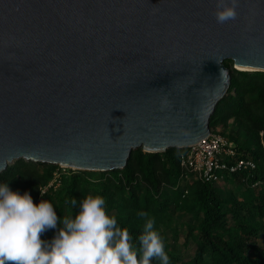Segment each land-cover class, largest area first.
<instances>
[{
    "label": "water",
    "instance_id": "water-1",
    "mask_svg": "<svg viewBox=\"0 0 264 264\" xmlns=\"http://www.w3.org/2000/svg\"><path fill=\"white\" fill-rule=\"evenodd\" d=\"M0 0V174L124 169L211 134L230 60L264 72V0ZM239 68H245L241 70Z\"/></svg>",
    "mask_w": 264,
    "mask_h": 264
},
{
    "label": "trees",
    "instance_id": "trees-1",
    "mask_svg": "<svg viewBox=\"0 0 264 264\" xmlns=\"http://www.w3.org/2000/svg\"><path fill=\"white\" fill-rule=\"evenodd\" d=\"M234 73L238 76L232 75L228 95L219 102L210 126L213 129L214 121L237 119L242 113L251 115L252 135L262 150L259 135L264 132V72L234 70ZM250 146L247 143L237 145L241 153L257 162L255 177L264 179L261 151ZM180 153L179 149H169L164 153H147L142 149L133 151L124 169L109 172L115 179L113 193L108 187L111 186L110 180L102 185L94 184L77 170L68 168L72 174L62 178L60 191L57 193L55 188H51L40 200L57 202V215L62 219L67 208L74 213L79 210V202L88 196L89 191L92 196L101 195L106 200L108 214L117 218L120 227L128 229L137 248V238L142 234L145 223V218L138 213L146 212L158 221L157 218L162 214L168 215L174 205L187 213L195 211V223L187 224L186 244L193 242L196 250L192 258L185 260L175 245L162 238L170 258L169 264H264V188L252 189L249 186L252 179L244 181L246 173L227 177L226 181L233 180L246 188L242 199L234 194L224 197L220 188L222 182L208 183L197 178L192 179V183H186L188 180L182 183ZM17 167H9L0 174V181L13 179ZM139 176L141 183L147 186L145 196L136 193L142 187V184L138 186ZM49 177L50 174L45 180ZM72 198L78 202L76 207L70 203ZM157 225L154 224L156 231L159 230ZM152 264H160L159 259L154 258Z\"/></svg>",
    "mask_w": 264,
    "mask_h": 264
},
{
    "label": "clouds",
    "instance_id": "clouds-1",
    "mask_svg": "<svg viewBox=\"0 0 264 264\" xmlns=\"http://www.w3.org/2000/svg\"><path fill=\"white\" fill-rule=\"evenodd\" d=\"M237 7L238 0H217V22L235 19ZM138 215L145 223L137 248L128 229L108 214L101 195L87 196L74 217L61 219L50 201L34 203L28 191L21 194L0 182V264H152L154 258L169 264L154 218L143 211ZM49 229L55 230L53 237L42 239Z\"/></svg>",
    "mask_w": 264,
    "mask_h": 264
},
{
    "label": "rangeland",
    "instance_id": "rangeland-1",
    "mask_svg": "<svg viewBox=\"0 0 264 264\" xmlns=\"http://www.w3.org/2000/svg\"><path fill=\"white\" fill-rule=\"evenodd\" d=\"M225 65L231 70L232 75L234 74L238 76L236 73H234V70H240L234 68V64L232 61H226ZM237 117V119L230 118L226 121L216 120L213 123V129L222 133L235 145H245L247 143L251 145V149L260 150L261 157L263 159L262 163H264V132H260L259 135L260 145L262 146L261 150L260 146L257 143L256 137L252 135V116L242 113ZM238 121H240L241 123H239ZM14 165L18 166L15 170L16 173L14 175V178L0 182H8L11 190L19 191L21 194H23L24 191H28L31 194L34 203H36L37 200L43 198V195L51 188H55L58 193L60 191L59 189L62 188V185H60V183L62 182V178L66 176L69 177V175L72 174L69 172L70 170L68 168L64 169L58 165L52 164H39L28 162L26 160H18L15 161L10 167ZM77 171L79 174L81 173L86 178V180H89L94 184L100 183V185H102L106 183L107 180H110L111 186L108 187H110L112 193L114 192L115 179L113 178L111 173L104 172L105 175L101 176L100 172L81 170ZM49 174L51 175V177H49L48 180H45V178L48 177ZM55 179H59V184L55 181ZM192 179L195 178L191 177L186 183L191 182ZM53 181L58 184L59 187L55 183H53ZM138 186L141 188H139L136 193H141L142 196H145L147 186L141 183L140 176L138 177ZM220 188L222 191H224V197L234 194L238 199H242L243 193L246 189L241 185H237V183L233 182V180L231 182H225L221 184ZM88 196H92L91 191H89ZM52 204L55 208L58 205L57 202H53ZM172 206L173 207L169 210L168 215L162 214L157 218L158 221H155V223H158V232L160 236L166 241V243L175 245L178 249L179 254L185 260H189L194 256L196 249L193 242L186 244L187 224L195 223V211L193 213H187L185 211H182L180 208H176L174 205ZM75 214L76 213H74L72 209L67 208V212L65 213L63 218L74 217ZM54 233L55 230L49 229L41 235V238L51 239Z\"/></svg>",
    "mask_w": 264,
    "mask_h": 264
},
{
    "label": "built area",
    "instance_id": "built-area-1",
    "mask_svg": "<svg viewBox=\"0 0 264 264\" xmlns=\"http://www.w3.org/2000/svg\"><path fill=\"white\" fill-rule=\"evenodd\" d=\"M180 167L182 183L190 177L202 179L208 183H225L227 177L246 173L244 181H250L251 178L249 186L252 189L264 188V179L255 177L258 171L257 162L249 155L241 153L237 145L212 128L209 137L181 150ZM55 181L59 184V179Z\"/></svg>",
    "mask_w": 264,
    "mask_h": 264
},
{
    "label": "bare ground",
    "instance_id": "bare-ground-1",
    "mask_svg": "<svg viewBox=\"0 0 264 264\" xmlns=\"http://www.w3.org/2000/svg\"><path fill=\"white\" fill-rule=\"evenodd\" d=\"M239 69H241V70H246L245 68H239Z\"/></svg>",
    "mask_w": 264,
    "mask_h": 264
}]
</instances>
